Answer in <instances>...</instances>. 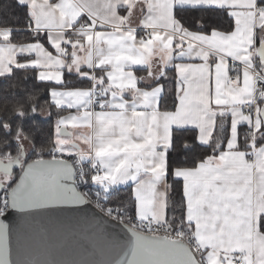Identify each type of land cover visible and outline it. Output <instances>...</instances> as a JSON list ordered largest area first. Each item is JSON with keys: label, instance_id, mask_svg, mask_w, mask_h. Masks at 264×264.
I'll use <instances>...</instances> for the list:
<instances>
[{"label": "crops", "instance_id": "1", "mask_svg": "<svg viewBox=\"0 0 264 264\" xmlns=\"http://www.w3.org/2000/svg\"><path fill=\"white\" fill-rule=\"evenodd\" d=\"M16 1L28 15L21 32L35 40L12 42L13 30L0 29V76L31 69L37 80L56 85L50 102L64 114L56 121L54 150L78 153L84 163L91 152L102 171L101 193L130 187L132 218L164 224L173 131L194 130L197 144L213 151L195 167L173 171L182 183L186 230L204 264L232 258L264 264V103L243 115L252 107L253 77L241 67L259 59L264 0ZM196 9L225 11L232 30L187 28L176 17ZM83 24L91 30H81ZM68 77L74 86L60 87ZM172 78L170 111L162 98ZM94 85L103 95L96 110ZM252 127L254 142L245 137Z\"/></svg>", "mask_w": 264, "mask_h": 264}, {"label": "water", "instance_id": "2", "mask_svg": "<svg viewBox=\"0 0 264 264\" xmlns=\"http://www.w3.org/2000/svg\"><path fill=\"white\" fill-rule=\"evenodd\" d=\"M264 73V44L259 49ZM264 124V105L260 111ZM18 172L0 215V264H199L183 242L139 233L96 209L74 184L72 164L41 158L26 163L23 148L0 161Z\"/></svg>", "mask_w": 264, "mask_h": 264}, {"label": "trees", "instance_id": "3", "mask_svg": "<svg viewBox=\"0 0 264 264\" xmlns=\"http://www.w3.org/2000/svg\"><path fill=\"white\" fill-rule=\"evenodd\" d=\"M183 26L200 27L201 30H220L229 32L233 22L223 10L196 9L176 12ZM28 15L26 8L16 0H0V29L13 30L11 41L24 43L35 40L31 34L21 32L26 29ZM69 77L60 87H72ZM56 85L37 80L31 69H12L9 74L0 76V161L13 159L28 144L29 156L26 163L36 159L48 158V153L56 146L54 133L56 121L64 110L55 107L49 98L50 90ZM176 104L173 78L169 80L162 98V107L172 111ZM248 131L245 130V137ZM20 137V139H18ZM194 130H174L172 146L167 158L168 183V224L186 229L184 221V197L182 183L173 178L178 168H193L211 156L212 149L196 142ZM17 177L7 186H13ZM104 205L117 207L130 218L132 199L130 187H120L107 193L95 188Z\"/></svg>", "mask_w": 264, "mask_h": 264}, {"label": "built area", "instance_id": "4", "mask_svg": "<svg viewBox=\"0 0 264 264\" xmlns=\"http://www.w3.org/2000/svg\"><path fill=\"white\" fill-rule=\"evenodd\" d=\"M97 23L96 20H94ZM81 30H91L88 24H83L80 27ZM141 38L144 41L150 39V34L145 31L141 34ZM236 63H231L230 73L228 75V81L232 82L235 79L234 70ZM241 66V65H239ZM243 68H248L253 77V103L251 108L244 109L243 115L250 116L257 111L259 106L264 103V73L261 66V61L256 58L250 67L241 66ZM91 105L94 110L100 109L102 107L103 95L102 90L99 86H92L91 88ZM254 128H251L249 135L247 136L252 142H254ZM48 158L52 159H64L69 161L74 169V184L80 193L86 198V200L91 203L96 209L103 213L108 218L127 225L129 228L148 235L151 237H163L173 241H180L185 243L195 255L199 264H204L203 251L197 244L195 239L192 237L191 233L181 227H173L168 223L160 224L153 219L147 220H136L130 218L124 211L117 207H108L104 205L100 197L96 193V183L102 177L101 169L92 163L91 157L92 153L89 155V162H82L78 153L74 154H62L56 150H51L48 154ZM251 158V155H250ZM7 194L8 189L4 188L0 193V215L3 214L7 209ZM231 264H243L236 258L230 260Z\"/></svg>", "mask_w": 264, "mask_h": 264}, {"label": "rangeland", "instance_id": "5", "mask_svg": "<svg viewBox=\"0 0 264 264\" xmlns=\"http://www.w3.org/2000/svg\"><path fill=\"white\" fill-rule=\"evenodd\" d=\"M23 145H24V147H25V155H26V159H28V156H29L28 154H29V149H30V148H29L28 144H24V143H23ZM89 153H90V152H88L87 155H88ZM71 154H74V153H71ZM4 175H6L7 177H5ZM1 176H2V179L5 180V181H9V180L15 179V178L17 177V176H15L14 178H12V177L9 178V177H8V176H9L8 173H4V174L1 173ZM94 182L96 183L97 181H94ZM131 218H132V217H131ZM136 220H137V219H136Z\"/></svg>", "mask_w": 264, "mask_h": 264}, {"label": "flooded vegetation", "instance_id": "6", "mask_svg": "<svg viewBox=\"0 0 264 264\" xmlns=\"http://www.w3.org/2000/svg\"><path fill=\"white\" fill-rule=\"evenodd\" d=\"M5 177H7L6 175H4ZM15 176H18V172L17 171H14L12 174H9V178H14ZM14 179H12V180H9V181H7L8 182V185L13 181ZM7 185V186H8ZM6 188H8V187H6Z\"/></svg>", "mask_w": 264, "mask_h": 264}]
</instances>
